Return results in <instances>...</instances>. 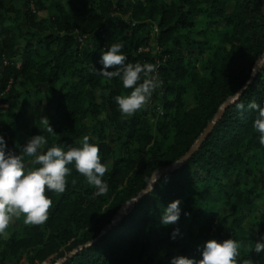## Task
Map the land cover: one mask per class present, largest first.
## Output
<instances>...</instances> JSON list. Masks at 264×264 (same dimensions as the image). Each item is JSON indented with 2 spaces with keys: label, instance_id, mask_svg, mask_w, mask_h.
<instances>
[{
  "label": "trees",
  "instance_id": "16d2710c",
  "mask_svg": "<svg viewBox=\"0 0 264 264\" xmlns=\"http://www.w3.org/2000/svg\"><path fill=\"white\" fill-rule=\"evenodd\" d=\"M112 42L124 43L125 63H151L163 81L131 116L114 100L131 89L97 72ZM263 56L264 0H0V135L8 149L19 154L36 135L46 136V148L89 135L108 164L100 196L68 165L65 192L48 193L49 219L25 225L22 215L0 234V264L199 261L208 241L230 238L241 242V260L264 264V252L254 251L264 242V146L247 107L264 104V63L255 71ZM33 101L46 105L56 135ZM229 101L200 147L121 214L193 150ZM175 200L180 219L163 225ZM250 220L254 235L244 226Z\"/></svg>",
  "mask_w": 264,
  "mask_h": 264
},
{
  "label": "clouds",
  "instance_id": "9594fccd",
  "mask_svg": "<svg viewBox=\"0 0 264 264\" xmlns=\"http://www.w3.org/2000/svg\"><path fill=\"white\" fill-rule=\"evenodd\" d=\"M124 48L123 42H112L101 53L99 63L102 68L96 71L108 79L120 78L123 87L131 89L129 94L114 97L120 113L131 116L146 107L153 91L163 81L155 74L156 66L151 63H125L127 56ZM110 68L113 70L109 71ZM237 107L243 109L244 105L237 104ZM247 107L256 112L252 128L259 134L260 145L264 146V104L252 101ZM44 121L47 133L55 134L49 120L44 118ZM47 144L45 135H36L16 154L8 149L4 136L0 135V234H4L13 220L22 215L25 225H43L49 219V209L53 201L48 193L65 192L66 177L71 173L68 165H74L75 170L86 178L87 184L96 189L94 195L100 196L108 191V183L104 180L108 164L101 162L100 146L90 142L89 135H84L70 146L52 144L46 148ZM26 158H31L32 166L26 164ZM156 180L157 174L143 194L152 191ZM180 204V200H175L163 210V225L179 221L182 211ZM177 234L178 229L173 232V238ZM240 248L241 242L236 239L220 242L211 240L204 246L202 259L199 261L178 256L170 264H247V261L240 259ZM254 251L264 252V242H255Z\"/></svg>",
  "mask_w": 264,
  "mask_h": 264
},
{
  "label": "water",
  "instance_id": "95a60500",
  "mask_svg": "<svg viewBox=\"0 0 264 264\" xmlns=\"http://www.w3.org/2000/svg\"><path fill=\"white\" fill-rule=\"evenodd\" d=\"M264 63V56H263V58H262V60H261V62L258 64V66L256 67V69H255V71H259V69H260V67H261V65ZM232 103V101H229V102H227V103H225V105L221 108V111L216 115V117H215V119H214V122L209 126V128L207 129V131L201 136V138L199 139V141H198V143H197V145L193 148V150L188 154V155H186L182 160H184L182 163H180V164H176V163H174L173 165H171V166H169V167H166V168H164V169H162V170H160L159 171V173L157 174V179H159L164 173H166V172H169V171H172V170H174L175 168H177V167H179L180 165H182L199 147H200V145L206 140V138L210 135V133H211V131L213 130V128H214V125H215V123L216 122H218L219 121V119L221 118V116H222V114H223V111L230 105ZM181 161V160H180ZM179 162V161H178ZM154 185H155V183L153 184V186H152V189H153V187H154ZM144 193V192H143ZM141 194V195H139L136 199H134L133 201L134 202H130V204L129 205H126L124 208H123V210L121 211V214H123V212L124 211H126L132 204H134L136 201L135 200H137V199H139V198H141L143 195H145V194ZM63 262V261H62ZM62 262H58V263H56V264H61Z\"/></svg>",
  "mask_w": 264,
  "mask_h": 264
},
{
  "label": "rangeland",
  "instance_id": "374dc122",
  "mask_svg": "<svg viewBox=\"0 0 264 264\" xmlns=\"http://www.w3.org/2000/svg\"><path fill=\"white\" fill-rule=\"evenodd\" d=\"M202 24H203V19L200 17L199 18V26H201ZM187 99H188L189 103L192 102L191 101V99H192L191 92L188 93ZM32 105H33V111L36 113L37 117L40 120L44 121V118H47L46 105L45 104H40L37 101H33ZM190 105H192V104H190ZM216 210L221 213L222 217H226V216L229 215L228 210L226 208H224V207H217ZM18 220H19V218L18 219H14L11 225H16ZM229 223H231V221H229ZM252 223L253 222L250 220V221L246 222V224L244 226H245V228L248 231H250L254 235L256 230H255V228H254Z\"/></svg>",
  "mask_w": 264,
  "mask_h": 264
}]
</instances>
